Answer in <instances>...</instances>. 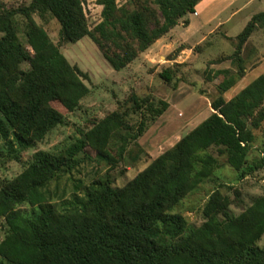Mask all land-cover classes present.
I'll list each match as a JSON object with an SVG mask.
<instances>
[{
	"label": "trees",
	"instance_id": "16d2710c",
	"mask_svg": "<svg viewBox=\"0 0 264 264\" xmlns=\"http://www.w3.org/2000/svg\"><path fill=\"white\" fill-rule=\"evenodd\" d=\"M201 1L126 0L119 5L117 0H98L102 22L93 30L86 0H31L0 11V152L6 161L20 162L22 152L67 124L53 102L72 113L90 93L88 74L70 64L33 14L51 15L63 42L91 38L120 71L182 20L186 25L185 18ZM18 17L26 23L24 41ZM262 28L264 12L255 14L234 39L232 56L209 62L237 61L238 66L235 73H215L224 79L211 115L123 187H114L110 178L88 185L75 181L67 198L66 188L59 185L92 152L111 170L134 148L143 153L139 140L167 112V102L156 104L132 93L118 110L95 120L82 138L59 153L36 152L19 175L2 182L0 221L6 234L0 242V264H264V194L236 215L219 183L202 209L200 226L190 225L177 211L203 184L220 181L215 173L226 164L236 172L235 183L264 169V74L226 98L246 75L245 45ZM173 75L171 68L160 74L166 82ZM135 117L139 121L134 125ZM259 130L262 140L255 148ZM229 189L239 196L238 189Z\"/></svg>",
	"mask_w": 264,
	"mask_h": 264
},
{
	"label": "rangeland",
	"instance_id": "374dc122",
	"mask_svg": "<svg viewBox=\"0 0 264 264\" xmlns=\"http://www.w3.org/2000/svg\"><path fill=\"white\" fill-rule=\"evenodd\" d=\"M245 1L241 0L240 3ZM30 2L31 0H0V11L28 5ZM117 2L119 5H124L126 0H117ZM84 9L89 27L93 30L102 22V7L99 6L98 0H86ZM232 10H229L223 18L229 17ZM260 12H264V0H254L248 9L232 19L226 28L211 36L207 43L196 45L201 36L192 35L186 42L195 46V49L193 53H185L183 58L188 59L183 64L172 65L168 62L169 58L177 57L176 50L179 47L172 52L163 51V57H161L159 51L151 46L133 63L120 71L110 66L91 38L85 37L76 44L63 42L60 38V26L51 15L33 14L36 23L48 33L53 43L58 45L70 64L78 66L88 74L90 81H85V84L89 87L90 93L82 101L81 106L72 113L63 108L60 103L53 102L52 106L66 117L67 124L52 131L34 149L22 152L20 162L6 161L5 155L0 152V186L5 180H11L19 175L31 162L36 152L59 153L76 139L82 138L92 128L95 120L103 119L118 110L119 105L128 100L132 93L142 98L150 97L156 104L165 101L169 104V109L148 128L139 140V147L143 153L134 148L132 155L125 158L116 170H111L92 152L91 159L83 161L72 175H66L71 177H64L59 186L61 190L66 188V197L70 198L76 185L75 181L76 183L79 181V185H88L96 178H110L114 187L126 185L154 159L173 147L184 135L211 115L213 111L210 104L218 98V85L224 79V76L215 75V73L219 70H230L235 73L238 71V66L237 61L233 63L225 61L215 65H210L209 62L223 56L227 58L232 56L236 49L234 39L244 30L250 19ZM191 17L188 16L186 19ZM18 19L20 37L24 41L23 33L26 23L21 17ZM184 31L183 27L177 29V37L181 34L180 39L183 42ZM226 33L229 38L224 37ZM183 42L180 41V43ZM242 58L246 68V79L239 81L238 85L226 94L227 99L235 96L255 78L264 74V28L253 34L245 47ZM27 67V64L23 65L24 69ZM167 68L174 71L171 82L164 81L160 76ZM138 121V117H135L133 124L135 125ZM256 134L259 138L255 148L262 140L261 131H257ZM257 155L258 152L255 151L253 156ZM131 157H135L136 161ZM224 160L223 157L220 159L222 163H225ZM215 174L220 181L214 179L203 184L191 193L177 209L190 225L200 226L202 224L204 220L202 209L208 196L219 187V183L223 184L219 187L220 190L232 199L231 211L236 215L240 214L244 207H248L254 198L264 194V169L240 183H235L236 172L227 164L217 169ZM230 187L238 189L239 196H235L229 189ZM5 234L6 228L4 221L1 220L0 242Z\"/></svg>",
	"mask_w": 264,
	"mask_h": 264
},
{
	"label": "crops",
	"instance_id": "0c3cea01",
	"mask_svg": "<svg viewBox=\"0 0 264 264\" xmlns=\"http://www.w3.org/2000/svg\"><path fill=\"white\" fill-rule=\"evenodd\" d=\"M240 2L241 0L201 1L196 6L195 13L189 15L192 17L188 19L185 18V20H188V23L186 25L184 24V20H182L176 28H174L167 36L158 40L153 45V47H155L159 51L160 56L163 57V51L172 52L175 50V48H180L182 46L184 47V49L179 53V55H177L176 59L168 62L172 65L185 63L188 59L183 58L185 53H193V50L195 49V46H192L189 42H186V40L188 38H191L192 35H199L201 36V39L196 45H202L204 43H207L208 39L211 36L219 32L220 30L226 28L232 19L237 16H240L241 13L248 9L249 5L253 3L254 0H246L242 3ZM231 9H233L231 15L227 18H223V16ZM179 27H183L185 29L184 34L182 35V37L184 38V42L180 39L181 34L177 37V29ZM224 37L229 38L227 36V33ZM180 41L183 43H180ZM248 43L245 45V47L248 45ZM246 76L247 75L243 77V80L246 79Z\"/></svg>",
	"mask_w": 264,
	"mask_h": 264
}]
</instances>
